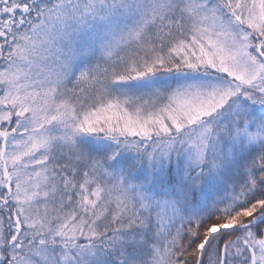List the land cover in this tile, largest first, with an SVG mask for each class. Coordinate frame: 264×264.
Returning a JSON list of instances; mask_svg holds the SVG:
<instances>
[{"label":"snow or ice","instance_id":"obj_1","mask_svg":"<svg viewBox=\"0 0 264 264\" xmlns=\"http://www.w3.org/2000/svg\"><path fill=\"white\" fill-rule=\"evenodd\" d=\"M0 264H264V0H0Z\"/></svg>","mask_w":264,"mask_h":264}]
</instances>
